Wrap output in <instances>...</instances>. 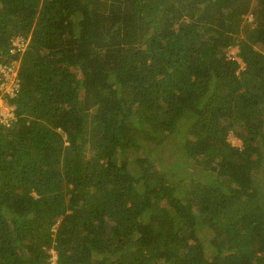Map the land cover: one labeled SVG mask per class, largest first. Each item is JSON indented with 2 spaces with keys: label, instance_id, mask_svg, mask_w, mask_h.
Returning a JSON list of instances; mask_svg holds the SVG:
<instances>
[{
  "label": "trees",
  "instance_id": "trees-1",
  "mask_svg": "<svg viewBox=\"0 0 264 264\" xmlns=\"http://www.w3.org/2000/svg\"><path fill=\"white\" fill-rule=\"evenodd\" d=\"M14 59L0 264H264V0H0Z\"/></svg>",
  "mask_w": 264,
  "mask_h": 264
},
{
  "label": "built area",
  "instance_id": "built-area-1",
  "mask_svg": "<svg viewBox=\"0 0 264 264\" xmlns=\"http://www.w3.org/2000/svg\"><path fill=\"white\" fill-rule=\"evenodd\" d=\"M29 44V39H26L24 36L18 35L12 40L11 48L9 53L11 55L19 53L20 56L25 52ZM19 60H12L11 63H1L0 62V92H4L5 95L13 96L19 88V79H18V64ZM9 111V115H11ZM57 254L52 249V264L56 263Z\"/></svg>",
  "mask_w": 264,
  "mask_h": 264
},
{
  "label": "rangeland",
  "instance_id": "rangeland-1",
  "mask_svg": "<svg viewBox=\"0 0 264 264\" xmlns=\"http://www.w3.org/2000/svg\"><path fill=\"white\" fill-rule=\"evenodd\" d=\"M232 52H237V49L235 48ZM19 64H20V61H18V64H16L18 69L20 66ZM11 110L12 108L8 104V100H7L5 93L0 92V116L2 117L1 120H5L7 118V116L9 115V111L11 112L10 114L12 115L13 113ZM229 140H231V142L234 145H237V146L242 145V140H240L237 136H235L232 133H230L229 135ZM156 158H157L156 160H157L158 167L163 169V168H166V166L168 165L172 157H169L168 154L164 155L162 154V152H160L157 154Z\"/></svg>",
  "mask_w": 264,
  "mask_h": 264
}]
</instances>
